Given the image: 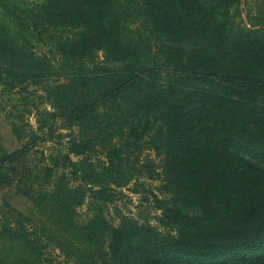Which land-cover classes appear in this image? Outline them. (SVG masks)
<instances>
[{
	"label": "trees",
	"instance_id": "16d2710c",
	"mask_svg": "<svg viewBox=\"0 0 264 264\" xmlns=\"http://www.w3.org/2000/svg\"><path fill=\"white\" fill-rule=\"evenodd\" d=\"M38 1L0 0V77L13 87L52 75L47 57L34 56L29 36L53 38L59 65L71 72L46 90L53 113L41 112L60 119L59 130L71 131L56 134L62 148L43 167V180L67 170L104 206L120 200L116 188L135 180L133 192L146 194L159 214L157 226L124 216L116 226L100 216L90 219L84 231L106 244L103 264H264L263 11L243 17V0ZM100 50L101 61L95 57ZM38 113L36 131L43 132L47 123ZM139 113L163 124L147 130L155 132L150 148L166 156L160 173L149 159L129 162L133 168L122 164L123 156L128 161L140 150L139 139L123 137L124 115ZM116 138L119 149L112 146ZM25 149L7 151L0 143L2 161L26 165ZM143 176L170 187L185 181L198 211L161 199L138 182ZM8 184L0 171V190ZM45 197L68 220L67 184ZM218 201L222 208L215 211L210 205ZM6 206L17 219L4 233L42 250L25 231V217Z\"/></svg>",
	"mask_w": 264,
	"mask_h": 264
},
{
	"label": "rangeland",
	"instance_id": "374dc122",
	"mask_svg": "<svg viewBox=\"0 0 264 264\" xmlns=\"http://www.w3.org/2000/svg\"><path fill=\"white\" fill-rule=\"evenodd\" d=\"M24 1L27 6L39 2L38 0ZM242 10L244 11L243 17L247 12L258 14L263 11L264 13V0H243ZM29 39L33 46L34 56H46L51 62L53 72L38 85L27 83V81L20 84L15 81L13 87H10L8 84H4L5 76L0 77V143L7 151L21 150L26 147L24 151L26 165L21 163L20 167L16 163L11 166L12 164L8 165L2 161L0 153V171L5 170L9 177L6 189L0 190V264H103L106 244H101L97 239L92 238L94 236L84 231L90 219L100 216L107 224L113 223L116 226L120 216H124L136 220L138 223H150L152 226H157L155 216L159 214L152 209V203L146 194L140 189L139 193L133 192L135 180H130L128 185L122 189L116 188L122 192L120 200L106 206L95 203L85 191H82L84 189L82 184L71 181L67 170H55L53 177L47 183L43 180V167L51 166L49 157H53L57 150L62 148V144L56 143V134L69 135L71 131L66 127L59 130L61 120L50 118L49 115L41 112L42 109H45L53 113L50 104L45 100L46 90L49 86H53L58 79L65 82V76L68 77L71 72L66 63L59 65L61 56L54 48L53 38L51 40L48 37L49 40L39 42L32 36H29ZM95 57L96 60H103L102 51H97ZM26 83L27 90L22 92L21 87ZM106 108L107 106H100L99 111L107 112ZM26 109H29L32 114H27ZM36 111L39 112V117L46 120V129L43 132L36 131ZM107 115L109 118L112 117V120H116L115 123H118V115L116 116L113 112H108ZM124 119L127 124L121 131L123 137L128 134L131 136L130 141L133 138L139 139L135 145L140 146V148L138 147L140 150L136 157L131 158L132 160L127 161L123 156L122 164L133 168L137 163L143 164L144 159H149L155 166V173H160L162 165L166 163V156L164 154L156 155L155 151L150 148L153 145L151 136L155 132L147 130H155L156 126L163 127V124L159 121L152 124L151 116L141 113L137 117L131 114L129 117L124 115ZM13 129L14 132H12ZM72 131L76 133L77 128L73 127ZM44 139L47 140L44 141ZM65 141H67L66 138L61 143H65ZM119 143L117 138L113 139L112 146L119 149ZM99 158L104 159L100 156ZM132 161L135 165L129 163ZM23 167H27V169H23ZM23 173H26L27 177L20 178ZM138 182L143 183L146 189L151 190L161 199L170 200V202L173 199L179 200L185 211L194 212L199 209L197 201L191 197L193 192L186 186L185 181L172 182L175 184L170 187L168 181H159L157 178L152 180L143 176ZM64 183L67 184L70 192L71 211L68 220H66L65 214L56 209L51 199L45 197V193H56ZM112 187L114 188V186ZM38 195H44L46 200L40 203L36 200ZM31 197L34 200L30 199ZM78 202L80 204H77ZM7 204L25 217L23 220L25 231L32 233L31 242L41 243L42 250L26 245L19 237L10 239L4 233L11 220L17 219L15 212L8 211ZM210 207L217 211L222 208V204L218 201L211 204Z\"/></svg>",
	"mask_w": 264,
	"mask_h": 264
}]
</instances>
